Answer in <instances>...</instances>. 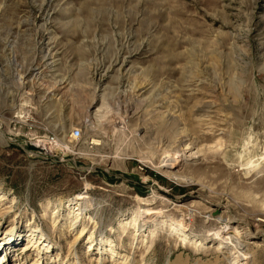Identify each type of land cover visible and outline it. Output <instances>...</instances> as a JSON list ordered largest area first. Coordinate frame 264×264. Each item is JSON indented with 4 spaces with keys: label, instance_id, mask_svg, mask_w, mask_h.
Instances as JSON below:
<instances>
[{
    "label": "rangeland",
    "instance_id": "1",
    "mask_svg": "<svg viewBox=\"0 0 264 264\" xmlns=\"http://www.w3.org/2000/svg\"><path fill=\"white\" fill-rule=\"evenodd\" d=\"M166 262L264 264V0H0V264Z\"/></svg>",
    "mask_w": 264,
    "mask_h": 264
},
{
    "label": "bare ground",
    "instance_id": "2",
    "mask_svg": "<svg viewBox=\"0 0 264 264\" xmlns=\"http://www.w3.org/2000/svg\"><path fill=\"white\" fill-rule=\"evenodd\" d=\"M80 198H81V197L79 196L78 199H80ZM78 199H76V200H78ZM78 210H79V209H78ZM73 218L75 219L76 216H74ZM81 230H82V229H81ZM81 230L79 231V233L81 232ZM79 233H78V234H79ZM224 242H225L226 244H228V245H231L230 241H228V240H226V241H224ZM30 246H31V245H30ZM28 248H29L28 246H25V247L23 248V250H28ZM166 264H174V263L166 262Z\"/></svg>",
    "mask_w": 264,
    "mask_h": 264
},
{
    "label": "built area",
    "instance_id": "3",
    "mask_svg": "<svg viewBox=\"0 0 264 264\" xmlns=\"http://www.w3.org/2000/svg\"><path fill=\"white\" fill-rule=\"evenodd\" d=\"M79 134V129L78 128H74L71 132V135H73L74 137H77Z\"/></svg>",
    "mask_w": 264,
    "mask_h": 264
}]
</instances>
